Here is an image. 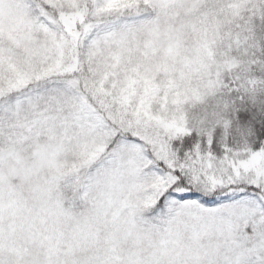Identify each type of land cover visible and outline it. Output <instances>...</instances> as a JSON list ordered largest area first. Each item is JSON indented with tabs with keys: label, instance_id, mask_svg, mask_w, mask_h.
Listing matches in <instances>:
<instances>
[{
	"label": "snow or ice",
	"instance_id": "6c2138e0",
	"mask_svg": "<svg viewBox=\"0 0 264 264\" xmlns=\"http://www.w3.org/2000/svg\"><path fill=\"white\" fill-rule=\"evenodd\" d=\"M0 264H264V0H0Z\"/></svg>",
	"mask_w": 264,
	"mask_h": 264
}]
</instances>
